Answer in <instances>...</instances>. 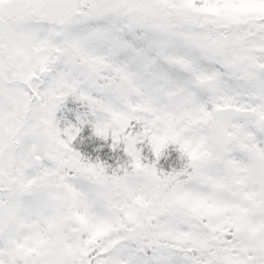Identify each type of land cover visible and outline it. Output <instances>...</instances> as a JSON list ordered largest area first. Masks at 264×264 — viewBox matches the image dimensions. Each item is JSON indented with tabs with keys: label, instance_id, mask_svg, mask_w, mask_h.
I'll return each mask as SVG.
<instances>
[{
	"label": "snow or ice",
	"instance_id": "obj_1",
	"mask_svg": "<svg viewBox=\"0 0 264 264\" xmlns=\"http://www.w3.org/2000/svg\"><path fill=\"white\" fill-rule=\"evenodd\" d=\"M0 264H264V0H0Z\"/></svg>",
	"mask_w": 264,
	"mask_h": 264
}]
</instances>
